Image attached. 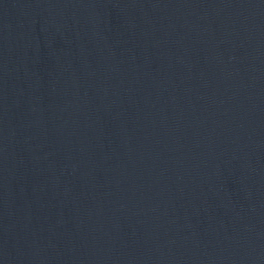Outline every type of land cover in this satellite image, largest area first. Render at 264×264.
I'll list each match as a JSON object with an SVG mask.
<instances>
[{
  "label": "water",
  "instance_id": "1",
  "mask_svg": "<svg viewBox=\"0 0 264 264\" xmlns=\"http://www.w3.org/2000/svg\"><path fill=\"white\" fill-rule=\"evenodd\" d=\"M0 264H264V0H0Z\"/></svg>",
  "mask_w": 264,
  "mask_h": 264
}]
</instances>
